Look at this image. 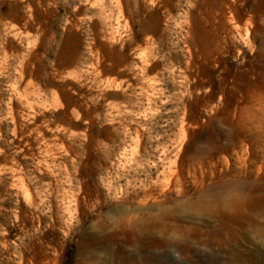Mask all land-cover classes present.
<instances>
[{"label": "rangeland", "instance_id": "obj_1", "mask_svg": "<svg viewBox=\"0 0 264 264\" xmlns=\"http://www.w3.org/2000/svg\"><path fill=\"white\" fill-rule=\"evenodd\" d=\"M263 119L264 0H0V264H264Z\"/></svg>", "mask_w": 264, "mask_h": 264}, {"label": "bare ground", "instance_id": "obj_2", "mask_svg": "<svg viewBox=\"0 0 264 264\" xmlns=\"http://www.w3.org/2000/svg\"><path fill=\"white\" fill-rule=\"evenodd\" d=\"M108 1V0H107ZM113 2V1H112ZM93 3V2H92ZM150 4V3H149ZM105 5V4H104ZM90 7H91V5H90ZM102 7V6H101ZM101 9V8H100ZM147 25V24H146ZM144 27V26H143ZM142 27V28H143ZM141 31V30H140ZM147 32V31H146ZM143 64V63H142ZM143 68V67H142ZM141 68V69H142ZM262 108V107H261ZM259 112V111H258ZM263 121H264V119H263ZM260 123V122H259ZM259 123H257V124H259ZM261 125V124H260ZM264 125V124H263ZM255 127H258V125H256ZM260 127V126H259ZM263 128V127H262ZM253 129H256V128H254L253 127ZM258 129H260V128H258ZM264 130V129H263ZM262 130V131H263ZM260 131V130H259ZM256 133H257V131H256ZM263 134V133H262ZM264 135V134H263ZM263 140V139H262ZM260 142V141H259ZM262 144H264V143H262ZM258 145V144H257ZM256 145V146H257ZM259 146H262V145H259ZM260 149V148H259ZM264 149H262V151H263ZM262 159V158H261ZM261 163H263L262 161H260ZM260 163V164H261ZM255 169V168H254ZM252 171V170H251ZM259 171V170H258ZM249 172H250V170H249ZM256 172V171H255ZM249 175H250V173H249ZM251 176V175H250ZM145 196V198H147V194L146 195H144ZM149 196H151V194H149ZM151 220V219H150ZM128 222H130V220L128 221ZM154 222H156L155 221V219L153 218V220L150 222V224H151V226H150V228H156V223L154 224ZM139 225H138V230L139 231H143V230H146V229H148L149 227H148V223H146V221L145 220H143V221H141L140 223H138ZM148 227V228H147ZM154 231V230H153ZM256 234H264V224H263V226L262 227H260V228H258V230L256 231ZM147 240H149V241H146V246L148 247V248H151V247H156L157 246V242H155L153 239H147ZM242 256V255H241ZM235 263L234 264H244V263H242V262H246L247 261V258L245 257V259L243 260V257H238V255H237V257L235 256V258H233L232 259ZM216 264H228V263H225V262H222L220 259H218L217 260V262H216Z\"/></svg>", "mask_w": 264, "mask_h": 264}]
</instances>
